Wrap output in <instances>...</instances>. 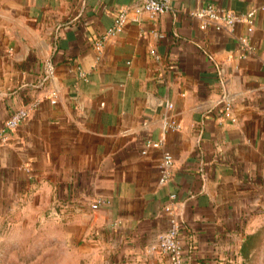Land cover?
<instances>
[{
  "label": "crops",
  "instance_id": "1",
  "mask_svg": "<svg viewBox=\"0 0 264 264\" xmlns=\"http://www.w3.org/2000/svg\"><path fill=\"white\" fill-rule=\"evenodd\" d=\"M139 1L0 0V126L29 107L0 143V218L51 217L93 254L107 248V264H168L149 249L174 192L187 264L263 261L264 0H171L170 11L137 20L129 12L97 52L96 37ZM208 4L246 20L200 30L189 14ZM148 94L161 101L150 105ZM163 152L174 166L160 185Z\"/></svg>",
  "mask_w": 264,
  "mask_h": 264
},
{
  "label": "built area",
  "instance_id": "2",
  "mask_svg": "<svg viewBox=\"0 0 264 264\" xmlns=\"http://www.w3.org/2000/svg\"><path fill=\"white\" fill-rule=\"evenodd\" d=\"M171 0H140L130 10L122 9L112 21V24L106 28L100 35H98L94 41V48L99 52L104 40L111 35H116L122 32L125 25L127 15L132 12L134 19L137 20L138 16L142 13H146L151 18L158 16L159 14L168 12L171 10ZM189 16L199 20V29H213L215 31L233 30V28L240 22L246 20L242 14H236L232 10L218 9L215 6L208 4L201 8L190 12ZM251 27L247 28L250 32ZM162 37V35H161ZM240 42L248 50L250 47L247 44V39L240 38ZM78 73L81 76H85L84 72L80 70L79 66H76ZM47 70L49 74L53 73V67L51 62L47 63ZM56 95H52L51 102L55 103ZM225 117L231 116V102L227 96H222ZM171 108L172 104H168ZM29 107H20L16 109L12 115L0 126V143H5L8 140V134L11 130L19 126L28 115ZM164 127L170 130H179L181 125L170 120L164 122ZM162 139L155 141L147 140L144 143V147L141 151L142 154H146L150 149H159L162 146ZM174 166V160L171 154L163 152L161 161L159 163V177L158 183L160 185L167 184L172 175V169ZM176 193L172 192L168 195V202L164 205L163 210L167 216V228L161 232L157 238L156 243L149 249L150 252H157L167 258L168 264H187V258L183 253V248L179 240V231L181 227L180 215L176 207ZM104 203L101 198L96 199L92 204V209H97L100 204Z\"/></svg>",
  "mask_w": 264,
  "mask_h": 264
},
{
  "label": "rangeland",
  "instance_id": "3",
  "mask_svg": "<svg viewBox=\"0 0 264 264\" xmlns=\"http://www.w3.org/2000/svg\"><path fill=\"white\" fill-rule=\"evenodd\" d=\"M15 219L0 218V264H107V248L93 254L86 238L70 239L67 225L51 217L30 224ZM252 262L264 264V256Z\"/></svg>",
  "mask_w": 264,
  "mask_h": 264
},
{
  "label": "water",
  "instance_id": "4",
  "mask_svg": "<svg viewBox=\"0 0 264 264\" xmlns=\"http://www.w3.org/2000/svg\"><path fill=\"white\" fill-rule=\"evenodd\" d=\"M147 98H148L149 104L152 106L156 105L157 103L161 101L159 98H157L156 96L152 94H148Z\"/></svg>",
  "mask_w": 264,
  "mask_h": 264
}]
</instances>
